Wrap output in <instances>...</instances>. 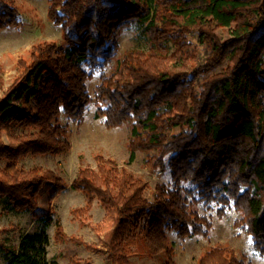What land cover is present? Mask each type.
Wrapping results in <instances>:
<instances>
[{"label": "trees", "instance_id": "16d2710c", "mask_svg": "<svg viewBox=\"0 0 264 264\" xmlns=\"http://www.w3.org/2000/svg\"><path fill=\"white\" fill-rule=\"evenodd\" d=\"M47 17L61 26L62 43L33 46L18 61L17 85L0 102V161L8 162L0 169V199L10 211H36L49 182L52 199L68 187L52 170L19 164L28 155L70 154L69 121L82 123L94 102L106 128L130 124V163L137 151H154L148 165L171 177L150 199L149 183L113 159L98 155L95 169H80L70 187L85 193L87 204L74 214L85 213L95 197L107 210L111 226L103 228L102 248L86 244L107 254L105 264H131L138 248L177 264L171 233L183 239L212 232L210 217L195 208L201 202L216 204L219 218L233 206L241 214L236 225L264 255V0H49ZM20 23L15 3L0 0V30ZM132 25L149 52L129 50L120 58L119 35ZM232 26L233 39L221 43L216 30ZM197 45L205 46L203 62ZM225 61L230 65L214 72ZM107 67L91 95L89 80ZM15 127L29 133L16 134ZM51 219L40 218V229L17 247L0 245L7 264H58L48 257ZM55 225L63 240L60 221ZM197 264L252 263L218 245Z\"/></svg>", "mask_w": 264, "mask_h": 264}, {"label": "rangeland", "instance_id": "374dc122", "mask_svg": "<svg viewBox=\"0 0 264 264\" xmlns=\"http://www.w3.org/2000/svg\"><path fill=\"white\" fill-rule=\"evenodd\" d=\"M15 3L21 13V23L17 27L0 30V102L8 98V93L17 85L22 76L18 70V61L27 57L31 48L43 41H63L62 28L48 20L49 0H10ZM236 26L230 28L220 27L215 35L221 43H227L233 39ZM196 44V37L190 36ZM120 50L118 56H123L125 51L138 50L149 52L150 46L145 36L138 30L136 25L124 29L119 35ZM197 57L200 62L205 59L206 49L204 45H197ZM230 65L225 61L214 72L221 71L222 67ZM110 68L98 69L93 78L89 80L91 95L94 89L101 84V78L108 73ZM200 77L195 81H202ZM96 105L93 102L87 109L82 123L69 121L71 129L72 151L68 155L59 156H32L23 158L19 167L30 170L41 167L52 170L62 178L68 187L52 199L55 185L52 182L45 184L40 192L38 208L32 213H16L10 211L7 204L0 199V245L17 247L23 235L34 232L41 227L40 218L52 214L50 225L47 229L50 244L48 257L57 260L58 264H74V257L81 262L91 261L94 264H105L107 254L89 248L86 244H94L101 247L105 230L108 223L107 210L102 207L95 197L92 207L83 214H74L75 209H86L87 196L80 190L70 187L82 168H96V158L102 155L107 159H113L119 167L127 168L131 173L142 177L149 183L147 193L153 199L154 189L157 184H169V173L160 168L148 165L147 160L154 155V151H137L135 160L130 163V151L128 148L131 139V126L126 124L122 127L108 129L104 125V118L96 117ZM66 122V119L63 118ZM177 132V130H174ZM16 134L29 133V130H21L15 127ZM171 132V133H175ZM6 144L9 143L6 136L3 137ZM7 161H0V169L6 167ZM195 208L202 215L210 217L212 232L208 238L191 236L180 238L171 233L170 238L175 243L177 264H197L201 255L213 246H227L236 251L239 256H244L252 264H264V255H261L254 246L252 236L236 225L240 213L233 206L229 207L226 215L219 218L216 214L218 206L205 205L203 202ZM60 221L63 229V240L56 239L55 221ZM104 230V231H103ZM102 248V247H101ZM136 247L133 248V251ZM131 264H162L164 254L150 256L144 248L137 249L132 254ZM0 264H7V255L0 247Z\"/></svg>", "mask_w": 264, "mask_h": 264}]
</instances>
